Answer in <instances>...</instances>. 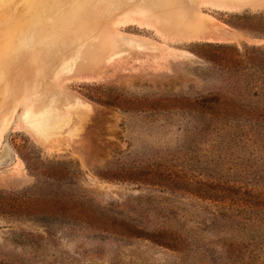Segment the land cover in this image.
<instances>
[{
	"label": "rangeland",
	"instance_id": "1",
	"mask_svg": "<svg viewBox=\"0 0 264 264\" xmlns=\"http://www.w3.org/2000/svg\"><path fill=\"white\" fill-rule=\"evenodd\" d=\"M50 1L0 0V264H264V0Z\"/></svg>",
	"mask_w": 264,
	"mask_h": 264
},
{
	"label": "bare ground",
	"instance_id": "2",
	"mask_svg": "<svg viewBox=\"0 0 264 264\" xmlns=\"http://www.w3.org/2000/svg\"><path fill=\"white\" fill-rule=\"evenodd\" d=\"M52 1V0H51ZM50 1V2H51ZM108 1V0H107ZM231 1V0H230ZM236 1H238V0H236ZM246 1V0H245ZM157 2H158V0H157ZM165 2V1H164ZM235 2V1H234ZM98 3V2H97ZM250 4V6H253V7H256V6H260V3H255V4H252L251 2H245V4ZM160 5V4H159ZM262 6V5H261ZM159 6L157 5V7L156 8H158ZM51 8H52V6H51ZM41 11V10H40ZM39 11V12H40ZM95 11V10H94ZM147 11V10H146ZM38 12V11H37ZM38 12V13H39ZM68 12H69V10H68ZM67 12V13H68ZM89 12V11H88ZM76 13V12H75ZM37 14V13H36ZM87 14V13H86ZM89 15V14H88ZM80 17V16H79ZM77 21V20H76ZM188 26V25H187ZM190 27V26H189ZM187 28V27H186ZM193 28H194V26H193ZM201 29V28H200ZM198 30H199V27H198ZM189 31H191V29H189ZM192 33V35H193V37L192 38H195V39H199V40H204V38L202 37L203 36V34L201 33V31H191ZM33 48V47H32ZM24 54V53H23ZM81 64V63H80Z\"/></svg>",
	"mask_w": 264,
	"mask_h": 264
}]
</instances>
